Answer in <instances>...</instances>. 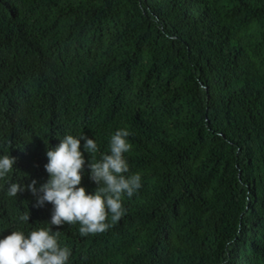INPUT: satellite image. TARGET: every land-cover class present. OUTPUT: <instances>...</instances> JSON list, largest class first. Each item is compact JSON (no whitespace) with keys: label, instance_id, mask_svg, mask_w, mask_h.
<instances>
[{"label":"trees","instance_id":"obj_1","mask_svg":"<svg viewBox=\"0 0 264 264\" xmlns=\"http://www.w3.org/2000/svg\"><path fill=\"white\" fill-rule=\"evenodd\" d=\"M121 128L142 187L105 232L53 226L70 264H264V0H0V154L21 182L47 179V143L84 133L99 159ZM0 185L4 236L50 220Z\"/></svg>","mask_w":264,"mask_h":264},{"label":"clouds","instance_id":"obj_2","mask_svg":"<svg viewBox=\"0 0 264 264\" xmlns=\"http://www.w3.org/2000/svg\"><path fill=\"white\" fill-rule=\"evenodd\" d=\"M130 135L127 128L116 130L99 159L95 158L100 152L96 139L84 133L65 134L56 146L45 143L47 179L43 183L36 179L27 184L21 182L20 177L25 174L16 172V158L11 153L0 154V181L6 182L9 198L17 199L18 193L27 190L36 198V206L52 205L51 218L43 222V227L10 228L11 233L6 236L0 229V264H70L71 249L61 245L60 231H53V226L78 224L80 235L87 236L105 232L124 217L127 209L122 197L131 198L142 187L141 174H129L125 154L132 148ZM84 153L90 157L87 164ZM85 167L89 179L97 185L92 192L81 184ZM14 173L17 179L8 180L9 174ZM29 219L27 210L19 215L18 223L29 224Z\"/></svg>","mask_w":264,"mask_h":264},{"label":"bare ground","instance_id":"obj_3","mask_svg":"<svg viewBox=\"0 0 264 264\" xmlns=\"http://www.w3.org/2000/svg\"><path fill=\"white\" fill-rule=\"evenodd\" d=\"M17 8V7H16ZM7 16V15H6ZM20 17V16H19ZM19 21V20H18ZM19 43V42H18ZM21 48H23V46H21ZM2 207V206H1ZM2 228H4V227H2ZM6 234H7V232H5ZM165 254V253H164ZM161 255V254H160Z\"/></svg>","mask_w":264,"mask_h":264}]
</instances>
